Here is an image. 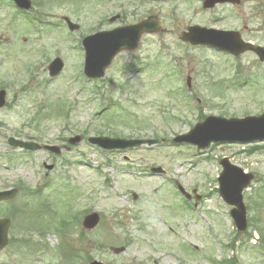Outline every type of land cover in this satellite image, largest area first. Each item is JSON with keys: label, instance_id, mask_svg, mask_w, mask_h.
<instances>
[{"label": "rangeland", "instance_id": "rangeland-1", "mask_svg": "<svg viewBox=\"0 0 264 264\" xmlns=\"http://www.w3.org/2000/svg\"><path fill=\"white\" fill-rule=\"evenodd\" d=\"M202 1L36 0L29 14L40 17L29 23L0 0V90L7 93V105L0 109V190L52 183L37 197L19 193L0 206L2 218L11 220L10 238L33 242L29 248L19 244V257L11 244L0 254V264H17V259L20 264H264L262 199L256 204V190L264 184L263 145H216L201 152L172 142L201 117L244 118L264 112V64L256 55L234 58L180 41L182 32L198 25L238 31L245 41L264 46V0H241L239 6L212 11H204ZM115 15L120 20L110 23ZM151 15L159 17L162 31L144 36L135 52L121 53L103 83L89 84L83 76L82 39ZM65 17L80 30L69 32ZM57 57L65 68L51 79L47 67ZM131 65L133 71L124 73ZM137 69L143 70L136 74ZM187 77L192 79L190 89ZM94 87L103 92L88 95ZM110 100L126 102L139 122L123 126L119 119L114 123L97 115L103 105L114 104ZM56 103L40 111L44 104L50 108ZM65 104L58 116V107ZM96 131L107 137L117 133L124 139L166 141L151 149L103 152L87 142L98 136ZM76 135L84 136V142L58 157L45 151L25 154L7 143L15 137L61 146ZM225 157L255 175L244 193L249 224L244 234L236 231L232 208L218 194L219 162ZM46 165L55 168L48 171ZM154 167L166 175L150 176ZM177 183L189 193L196 190L202 200L185 201ZM65 185L74 188L76 199L54 193ZM70 204L73 212H83L79 225L71 226L66 236L52 229L54 233L42 237L38 228L56 223ZM92 212L100 222L86 232L81 222ZM43 247L48 253L38 256ZM60 250L74 256L63 260Z\"/></svg>", "mask_w": 264, "mask_h": 264}, {"label": "water", "instance_id": "water-1", "mask_svg": "<svg viewBox=\"0 0 264 264\" xmlns=\"http://www.w3.org/2000/svg\"><path fill=\"white\" fill-rule=\"evenodd\" d=\"M18 8L30 10V0H13ZM239 4L240 0H206L204 9H212L217 4ZM115 20V19H113ZM71 31L78 27L68 21ZM160 31L159 21L151 17L148 20L133 26L115 29L111 32H102L83 41L86 51L84 74L89 79L103 78L106 69L111 65L113 59L123 50L134 51L143 34H154ZM182 40L193 46H209L232 55H239L246 51H253L258 54L261 61H264V48L254 47L241 41L238 33L220 32L207 30L200 27H191L183 33ZM64 64L56 59L49 66L51 77L58 76L63 70ZM5 105V92H0V108ZM82 140L81 137L72 139L70 143L76 144ZM264 140V114L261 117L246 118L243 120H224L220 118H209L203 124L195 127L189 134L178 137L175 142H185L198 146L199 149L207 148L212 142H239L249 143ZM89 142L105 150H125L128 148L140 147L144 144L152 146L154 141H126L107 138H91ZM13 146L37 151L40 147L36 144H27L20 141L10 140ZM48 150L59 153L60 149L49 147ZM223 173L219 178V193L223 200L235 209L232 217L240 232L247 229L246 208L243 203V191L250 185L253 175H246L243 171L230 164L228 159L221 161ZM161 172V169L154 170ZM180 191L187 197L190 196L179 187ZM15 191L0 193V201L12 199ZM200 199V197H196ZM99 222L98 215H91L85 220V228L94 229ZM8 221H0V251L7 245ZM92 264H100L94 262Z\"/></svg>", "mask_w": 264, "mask_h": 264}, {"label": "trees", "instance_id": "trees-1", "mask_svg": "<svg viewBox=\"0 0 264 264\" xmlns=\"http://www.w3.org/2000/svg\"><path fill=\"white\" fill-rule=\"evenodd\" d=\"M56 105H57V103L56 104H52V105H50V108H49V105H47V107H48V109L50 110L52 107H56ZM58 105H59V103H58ZM63 107V106H62ZM48 110V111H49ZM62 110V108L59 106L58 107V112H60ZM59 114V113H58ZM107 118V117H106Z\"/></svg>", "mask_w": 264, "mask_h": 264}, {"label": "flooded vegetation", "instance_id": "flooded-vegetation-1", "mask_svg": "<svg viewBox=\"0 0 264 264\" xmlns=\"http://www.w3.org/2000/svg\"><path fill=\"white\" fill-rule=\"evenodd\" d=\"M75 202V201H74Z\"/></svg>", "mask_w": 264, "mask_h": 264}]
</instances>
